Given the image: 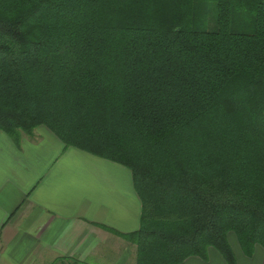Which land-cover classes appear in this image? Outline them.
<instances>
[{"label": "trees", "instance_id": "16d2710c", "mask_svg": "<svg viewBox=\"0 0 264 264\" xmlns=\"http://www.w3.org/2000/svg\"><path fill=\"white\" fill-rule=\"evenodd\" d=\"M216 7V27L199 29ZM251 14V32L234 31ZM205 17V18H206ZM127 167L137 264L264 249V0H0V130Z\"/></svg>", "mask_w": 264, "mask_h": 264}, {"label": "crops", "instance_id": "0c3cea01", "mask_svg": "<svg viewBox=\"0 0 264 264\" xmlns=\"http://www.w3.org/2000/svg\"><path fill=\"white\" fill-rule=\"evenodd\" d=\"M141 207L122 164L68 147L46 127L18 140L0 130V264H137V246L103 226L135 231ZM231 244L236 264H264L261 246L247 256ZM180 264L229 263L210 248L207 260Z\"/></svg>", "mask_w": 264, "mask_h": 264}, {"label": "rangeland", "instance_id": "374dc122", "mask_svg": "<svg viewBox=\"0 0 264 264\" xmlns=\"http://www.w3.org/2000/svg\"><path fill=\"white\" fill-rule=\"evenodd\" d=\"M209 9H210L209 18L207 14V17L205 16L206 18L203 17L202 19H200V22L197 24V28L211 30L216 27V13H217L216 7L214 4H211V7H209ZM235 18L237 21L234 24V31H247V32L253 31L254 29L253 16L251 14H242L241 16H236ZM39 127H45V126H38L36 128H39ZM229 238H230L231 243L233 242V245L237 247L238 241H237L236 236L233 233H230Z\"/></svg>", "mask_w": 264, "mask_h": 264}]
</instances>
